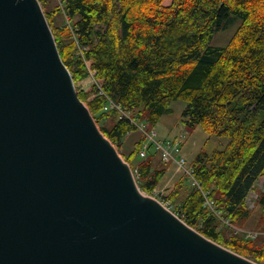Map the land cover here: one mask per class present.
<instances>
[{
	"label": "trees",
	"instance_id": "16d2710c",
	"mask_svg": "<svg viewBox=\"0 0 264 264\" xmlns=\"http://www.w3.org/2000/svg\"><path fill=\"white\" fill-rule=\"evenodd\" d=\"M39 2L79 97L119 151L139 121L146 119L153 130L177 101L186 104L187 129L229 138L224 149L191 163L198 186L183 171L175 175L174 163H164L153 143L141 158L143 135L123 157L142 192L165 187L161 199L190 227L264 264V186L249 207L264 178V0ZM232 17L241 23L229 44L212 46ZM90 80L89 89L81 87ZM111 101L129 117L106 111ZM255 214L258 234L247 237Z\"/></svg>",
	"mask_w": 264,
	"mask_h": 264
},
{
	"label": "water",
	"instance_id": "95a60500",
	"mask_svg": "<svg viewBox=\"0 0 264 264\" xmlns=\"http://www.w3.org/2000/svg\"><path fill=\"white\" fill-rule=\"evenodd\" d=\"M0 264H258L140 190L39 0H0Z\"/></svg>",
	"mask_w": 264,
	"mask_h": 264
},
{
	"label": "rangeland",
	"instance_id": "374dc122",
	"mask_svg": "<svg viewBox=\"0 0 264 264\" xmlns=\"http://www.w3.org/2000/svg\"><path fill=\"white\" fill-rule=\"evenodd\" d=\"M56 1L58 2L59 0ZM240 23H241L240 19H238L237 17H232L230 22L227 23L226 27L215 34V36L211 40V45L217 47L227 46ZM90 81H91L90 83H85L81 87H83L84 89H89L91 84L94 83L93 80ZM172 107L174 109V113L171 115H166L157 124V126L153 128V130L155 132V138H157L158 141L166 143L170 140H174L175 138L181 139L183 141L181 147V154L177 155L176 158L180 159L184 157L187 161V164L185 166L186 168H190L191 163L195 161V159L199 155H204L206 153L211 154L213 151L217 149L218 150L224 149L228 145L230 141L229 138L210 136L201 127H198L194 130L187 129V127H185L184 125V118H183V111L186 107V104L183 101L174 102ZM139 122L145 124L148 130L151 129L150 128L151 124L146 119H142ZM109 125H111V122H109ZM139 129H140V125H139ZM153 130H149V131H153ZM142 135L145 136V134H143L141 129L137 131L135 130L131 132L124 139L121 150L119 151L122 157L123 155H129L133 151L135 144L138 142V140L141 138ZM145 138H146L145 143L151 146L153 142L150 141V139L147 138L146 136ZM116 147L119 150L118 146ZM167 166L168 167L171 166L170 170L172 169L175 175L180 173L177 171V166H175V164H171L170 166L169 164H167ZM174 177L175 176L172 177L171 179L172 181L175 180L176 177L175 178ZM187 181L190 184L192 183L191 178L189 177ZM263 186H264V178L258 182L256 192H253L249 198L250 208H254V200L257 198L258 192L262 190ZM156 192L165 194L167 190L164 187L161 189H156ZM172 211L174 212V209H172ZM257 217H258L257 214H255L254 217L249 221L246 231L244 232L258 234V232L254 231L257 223Z\"/></svg>",
	"mask_w": 264,
	"mask_h": 264
},
{
	"label": "built area",
	"instance_id": "2783aa9c",
	"mask_svg": "<svg viewBox=\"0 0 264 264\" xmlns=\"http://www.w3.org/2000/svg\"><path fill=\"white\" fill-rule=\"evenodd\" d=\"M92 75H94V73ZM110 109H117L123 115L129 117V115L120 106L114 104L112 101L110 102L109 106L106 108V111H108ZM140 129L147 136V138H149L150 141L153 142L156 150L160 151V154L162 156L163 161H165V162L173 161L174 163H176V165L178 167V171H184L185 174L189 178H191V182L193 185H197V186L199 185V183L195 180V178L193 176L192 167H190V168L185 167L187 164L186 159L185 158H180V159L176 158V156L180 155V153H181V140L177 139V140L168 141V142L164 143V142L158 141L155 138V132H148L146 130L145 125H140ZM148 150H149V145L146 143L143 145L142 149L140 150V156L142 158H146L148 155ZM156 195H158L157 192H156ZM164 205L166 207H169V205L166 203H164ZM206 206H208L211 210L214 211L213 202H210L207 200ZM256 236H257V233H247V237L255 238Z\"/></svg>",
	"mask_w": 264,
	"mask_h": 264
}]
</instances>
